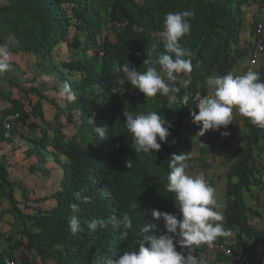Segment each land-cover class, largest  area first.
Instances as JSON below:
<instances>
[{
	"label": "trees",
	"instance_id": "16d2710c",
	"mask_svg": "<svg viewBox=\"0 0 264 264\" xmlns=\"http://www.w3.org/2000/svg\"><path fill=\"white\" fill-rule=\"evenodd\" d=\"M253 5L257 12L251 15L250 28L252 36H257L258 25L264 26V0H0V46L12 54L32 56L37 78L44 76L54 82L51 87H24L8 75L0 78V98L9 103L0 112V222L10 215L20 226L14 236L5 235L0 228V264H5L6 257L31 264L25 255L40 258L41 264H47V258L56 264H109L125 251L138 248L140 229L148 223L154 225L153 234L164 232L163 221L153 218V210L179 217L174 194L166 190L169 161L173 154L189 152L188 167L196 162L200 170L211 169L210 156L228 146L219 137L231 124L206 134L196 151L194 138L201 125L192 120L191 112H197L193 98L210 92L209 75L232 72L238 59L248 55L247 45L252 44L241 47L240 41L246 8ZM177 11L194 13L190 33L180 41L185 59H191L192 72L180 74L175 82L166 81L178 91L147 98L127 82L123 86L127 90L118 91V80L125 78L124 64L144 71L149 66L143 63L146 59L154 62L164 52L160 37L164 18ZM133 25L143 31H133ZM63 44L69 56L58 59L55 51ZM257 73L264 81V59ZM6 82L26 95L38 96V103L28 108L12 98L4 89ZM185 95L189 96L186 106ZM40 100L53 106L52 119L45 116ZM151 111H158L170 124L168 142L159 152L136 153L124 112ZM16 113L19 117L7 137L4 121ZM93 114L97 126L107 128L104 139L88 122ZM35 120L45 125L41 136L19 131L20 124L38 126ZM67 124L75 128L71 136L63 132ZM238 134L226 157L230 162L223 215L231 235L218 238L212 248L193 246L192 254L201 264H264V201L260 194L264 190V129L243 117ZM18 137L29 147L28 158L36 159L29 167L31 174L60 170L59 186L51 194L31 197L33 191L27 185L11 178L1 150L6 144L16 146ZM127 160L132 163L129 168ZM203 175L212 184L209 173ZM48 201L54 204L44 205ZM72 204L79 206L78 212L73 213ZM73 214L79 217L82 229L76 234L69 226ZM124 215L130 216L132 229L121 224ZM93 219H104L107 226L91 231L87 224ZM124 231L129 232L127 238L121 235ZM2 239L8 242L6 247Z\"/></svg>",
	"mask_w": 264,
	"mask_h": 264
},
{
	"label": "clouds",
	"instance_id": "9594fccd",
	"mask_svg": "<svg viewBox=\"0 0 264 264\" xmlns=\"http://www.w3.org/2000/svg\"><path fill=\"white\" fill-rule=\"evenodd\" d=\"M192 16L194 13L190 11L166 14L160 33L164 52L159 53L154 62L146 59L143 63L149 66L144 71H138L128 63L124 64L122 71L125 78L118 80L121 86L118 91L127 90L123 87L126 82L147 98L178 91L166 81L175 82L180 74L192 72L191 59H185L186 50L180 43L181 39L190 33L189 21ZM133 31L142 32L143 29L133 25ZM9 58L10 53L0 46V73L9 69ZM184 83L186 86L188 81L185 80ZM206 83L211 89V94L199 97L196 106L198 113L191 112L193 123L201 125L199 136L205 135L209 130L219 131L222 127L227 128L234 120V109L252 125L264 129V81H261L257 72L249 70L242 75L229 72L223 76L212 74L207 77ZM188 101L189 96L185 95V106ZM124 116L136 153L159 152L162 144L168 142L170 124L158 111L137 115L124 112ZM88 122L94 125V131L100 138L107 137V128L97 126L94 114L89 117ZM221 135L228 136L229 133L225 131ZM188 153L173 154L168 165L171 171L167 176L166 190L174 194L179 217L173 213L153 210V218L163 221L164 232L153 234L154 225L148 223L140 229L142 239L138 240V248L125 251L109 264H201L192 254L193 246L206 245L212 248L218 238L231 235L224 227V204L215 189L206 182L202 173L195 176L187 173V161L190 159ZM214 159L215 155L212 154L208 163H213ZM131 166V161L127 160L126 167ZM132 207L135 208L136 205L133 204ZM71 208L73 213L79 211L77 204H72ZM107 223L104 219H93L87 227L95 231L98 227H106ZM121 224L126 229L133 227L128 215L123 216ZM69 226L73 234L82 230L76 214L70 217ZM121 235L127 238L129 232L124 231Z\"/></svg>",
	"mask_w": 264,
	"mask_h": 264
},
{
	"label": "rangeland",
	"instance_id": "374dc122",
	"mask_svg": "<svg viewBox=\"0 0 264 264\" xmlns=\"http://www.w3.org/2000/svg\"><path fill=\"white\" fill-rule=\"evenodd\" d=\"M257 12L256 7L253 5L252 7L246 8V13H245V25L244 32L249 31V23L251 21V15ZM249 36V35H248ZM248 36L245 33V35H242V45L248 44ZM252 38V37H251ZM12 42H15V39H11ZM250 48V46L248 47ZM6 49V48H5ZM7 51V49H6ZM55 56L59 59H66L68 58L69 54L66 50L65 44L60 45L56 48L55 51ZM14 63V64H13ZM9 69L3 73H0V78H4V76H10L12 78V81H14L17 84H21L24 87H39L42 88V85L44 84V87L48 86L51 87L54 82H51L49 79H47L44 76H40L37 78V75L39 73L38 68L36 67L34 58L32 56L25 57V55H16L10 53V58H9ZM235 67L234 69H236ZM38 79V80H37ZM37 80V81H36ZM46 84V86H45ZM43 87V88H44ZM5 90L8 92H11V96L14 99H20L21 101L25 102L28 105V108H31L33 104L38 103L39 98L38 96L34 94H29L26 95L20 90H18L15 86L8 84V82L5 83ZM172 93H170V96ZM71 97V96H69ZM60 102V101H59ZM40 103L42 104V108L44 110L45 116L47 119H52L53 114L55 112L53 106L48 102L47 100H40ZM62 105V101L60 102ZM9 105L8 101L5 99L0 98V112L2 109L7 107ZM234 120H233V134L230 132L228 136H224L225 139H227V142L229 143L228 146L226 147H219L222 151L219 153L220 156H223L219 160L214 159L215 162H213L211 169L207 168V170L204 169H199L197 167L196 162H193L192 165H189L187 173L189 175L195 176L198 174H204L209 173L208 179H211L213 182L212 184H209L212 186L218 198L223 202L224 207H225V190H226V171H227V166L230 161L226 159V157L229 158V155L232 153L233 147L236 145L239 134L238 132L240 131L242 127V122H243V116L239 114L237 110H234ZM62 119L65 118L64 116ZM35 122L38 124L36 127H27L22 124H20L18 127L19 131L23 132L25 135H28L30 137H36V136H41V131L45 129V125L42 121L35 120ZM29 124L32 125V118L29 120ZM68 125V124H67ZM54 127H57V124H54ZM240 128V129H239ZM211 130H209L205 135L199 136V131L197 132V135L195 136V143L197 144V149L196 151L199 150V147L202 145L203 140L205 139L206 134L210 133ZM66 135L71 136L75 132L74 126L68 125L65 127L63 130ZM224 139V140H225ZM29 152V147L24 143L22 139L19 137L16 139V146L6 144L5 146L2 147L1 153L6 157V159L9 162V170L11 173V178L15 180H21L25 185H27L30 189V192L33 191V196L31 197H42L44 195H49L52 192H54L58 186H59V180L61 177V172L60 170H55L51 172L50 174H41V173H36V174H31L29 172V167L31 163H33L36 159L34 157L28 158L27 153ZM197 155V154H196ZM216 157V156H215ZM262 161L264 162V155ZM198 168V169H197ZM207 182V181H206ZM208 183V182H207ZM259 191V189H256L255 192ZM18 196L19 190H17ZM32 193V192H31ZM261 196H263V201H264V190L260 192ZM20 199H22L19 196ZM250 197L247 195V200H249ZM53 205V201H48L45 202L44 205L50 206ZM6 206V205H4ZM1 206H0V211H1ZM224 208L222 209L223 212ZM19 225L15 223L14 219L10 216L7 215L4 217V221L0 222V228L2 231H4L5 235H12L14 236L16 234L17 229H19ZM262 227V225H260ZM3 240V246L6 247L8 245V242L4 239ZM258 250H261V246H257ZM25 259H28V261L31 264H41L40 258H35L33 259L31 255H25ZM47 264H56L52 258H47L46 259Z\"/></svg>",
	"mask_w": 264,
	"mask_h": 264
},
{
	"label": "built area",
	"instance_id": "2783aa9c",
	"mask_svg": "<svg viewBox=\"0 0 264 264\" xmlns=\"http://www.w3.org/2000/svg\"><path fill=\"white\" fill-rule=\"evenodd\" d=\"M263 31H264V26H263L262 23H260L258 25V28H257V36H256V39H255V45H254V48L251 51V55L249 57L248 64L245 66L244 73H246L249 70L254 71L255 65L257 64V62H258L259 58L261 57V55L264 53V42H263V38H262ZM210 94H211V91L208 92V93H205V94L201 93V94H197V95L194 96L193 103H194V107H195L196 111H198V109H196L198 98L201 97V96L210 95ZM18 117H19V113H16L14 115H9L5 119L4 127L6 129V136L7 137L10 136V131H11L12 127H13V121L16 120ZM227 252L231 253V251L229 249L227 250ZM5 264H19V263L16 262L15 260L11 259V258L6 257Z\"/></svg>",
	"mask_w": 264,
	"mask_h": 264
},
{
	"label": "crops",
	"instance_id": "0c3cea01",
	"mask_svg": "<svg viewBox=\"0 0 264 264\" xmlns=\"http://www.w3.org/2000/svg\"><path fill=\"white\" fill-rule=\"evenodd\" d=\"M245 25H247V23H245ZM245 25H244V27H245ZM249 25V31H247V32H244V29H243V32H242V35L244 34L245 35V33L247 34V36H248V42L250 43V44H252L251 46L250 45H247V47H251V48H249V50H248V55H245V56H243L242 58H240V59H238V62H237V65L235 66V67H237L236 69H233L232 70V73L235 75V74H243L244 73V69H245V66H246V62L247 61H249V57H250V55H251V51H252V49L254 48V45H255V38H256V35L255 36H252V34H251V28H250V25H251V23H249L248 24ZM243 27V28H244ZM252 37V38H251ZM262 37H264V31H263V36ZM242 40L240 41V45H241V47L243 46L242 45ZM263 59H264V53L261 55V57L259 58V60H258V62H257V64L255 65V69H254V71L255 72H257L258 70H259V68H260V66L262 65V62H263ZM234 67V68H235ZM215 75H218L217 73H215ZM209 90L211 91V89L209 88ZM235 110V109H234ZM242 128V127H241ZM233 122L231 123V125H230V128L228 129V130H226L227 132H230L231 134H233ZM240 129V128H239ZM212 131V130H211ZM210 131V132H211ZM222 132H225V130L223 129L221 132H220V139H221V141H225V140H227V139H225L224 138V136H222L221 135V133ZM197 135V134H196ZM225 139V140H224ZM194 142H195V138H194ZM222 150L221 149H217L216 150V157H215V161L216 160H219V158L221 159L223 156H220L219 155V153L221 152ZM218 156H219V158H218ZM214 161V162H215ZM53 171H55V170H53ZM53 171H51V172H53ZM52 174V173H51Z\"/></svg>",
	"mask_w": 264,
	"mask_h": 264
}]
</instances>
